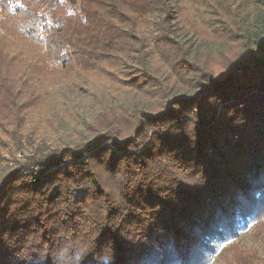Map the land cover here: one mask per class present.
<instances>
[{"label": "trees", "instance_id": "obj_1", "mask_svg": "<svg viewBox=\"0 0 264 264\" xmlns=\"http://www.w3.org/2000/svg\"><path fill=\"white\" fill-rule=\"evenodd\" d=\"M189 1L0 0V159L46 106L33 79L147 102L4 168L0 264H211L225 243L226 264H264V0ZM250 226L256 247L234 241Z\"/></svg>", "mask_w": 264, "mask_h": 264}, {"label": "rangeland", "instance_id": "obj_2", "mask_svg": "<svg viewBox=\"0 0 264 264\" xmlns=\"http://www.w3.org/2000/svg\"><path fill=\"white\" fill-rule=\"evenodd\" d=\"M180 5H189V0H178ZM192 14L196 16L198 22L203 18V11ZM175 31V36L179 41L187 43L193 42V48L201 52L215 51L216 44L211 41H204L192 37L191 34L181 28ZM264 29V17L255 19L250 17L247 32L254 36ZM188 41V42H187ZM190 45V44H189ZM122 77L123 74H120ZM33 84L39 92L48 94L46 106L42 113L37 115L30 113L27 116V125L21 132V150L10 149L3 151L0 159V176L5 167H12L13 159L22 160L31 156L39 147H63L80 142L88 138L86 131L93 118L100 112L106 111L110 107L117 109L136 108L145 106L144 97L130 89L119 91L117 86L108 82H96L90 77H80L66 83H57L48 87L42 86L33 79ZM168 85V82H166ZM190 94L185 88H174L171 96H184ZM2 178H0V181ZM242 230L234 241L240 244L256 247L250 240L253 230ZM228 243L222 244L219 251L213 258L211 264H226L231 260L228 251ZM259 252L264 257V239L258 246Z\"/></svg>", "mask_w": 264, "mask_h": 264}, {"label": "clouds", "instance_id": "obj_3", "mask_svg": "<svg viewBox=\"0 0 264 264\" xmlns=\"http://www.w3.org/2000/svg\"><path fill=\"white\" fill-rule=\"evenodd\" d=\"M80 249H79V247H77V248H74V251H79Z\"/></svg>", "mask_w": 264, "mask_h": 264}]
</instances>
